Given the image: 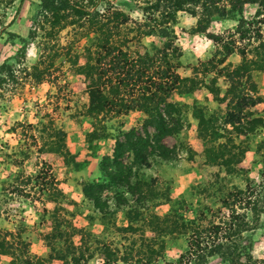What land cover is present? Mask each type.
Instances as JSON below:
<instances>
[{
  "label": "rangeland",
  "instance_id": "rangeland-1",
  "mask_svg": "<svg viewBox=\"0 0 264 264\" xmlns=\"http://www.w3.org/2000/svg\"><path fill=\"white\" fill-rule=\"evenodd\" d=\"M107 1L128 16L130 28L141 22L137 6L143 0ZM38 4L0 0V264H74L73 256L81 258L77 264H264V213L256 218L238 206L222 207L224 200L232 202L227 198L233 190L262 181L264 70L254 63L246 74L234 71L240 63L236 54L213 64L219 56L211 38L227 36L235 23L212 21L205 32L192 33L198 15H176L181 56L175 73L194 84L182 83L167 98L180 130L160 143L162 153L156 148L145 165L131 168L128 192L109 186L99 164L111 156L119 132L140 131L142 116L130 112L122 124L92 120L85 112L84 77L75 72L84 61L72 67L62 55L69 48L80 54L93 35L72 25L43 41L39 32L33 39ZM253 12L246 7L242 16L251 20ZM140 42L139 51L160 44L154 37ZM33 67L41 73L39 81L31 76ZM52 182L57 193L51 200ZM87 184L106 188L101 209L83 196ZM233 208L245 214V227L235 248L224 247L239 256L228 257L226 248L189 256L188 231L171 224L183 219L200 228H224L218 222L228 223ZM148 245L151 253H145ZM103 247L116 252L109 262L97 252Z\"/></svg>",
  "mask_w": 264,
  "mask_h": 264
},
{
  "label": "trees",
  "instance_id": "trees-1",
  "mask_svg": "<svg viewBox=\"0 0 264 264\" xmlns=\"http://www.w3.org/2000/svg\"><path fill=\"white\" fill-rule=\"evenodd\" d=\"M139 3L141 6L137 7L142 20L137 27L130 28L128 23L132 22L128 16L107 0H39L37 19L31 32L33 39L39 32V38L43 41L45 38L56 36L67 26L76 25L80 29L84 27L86 35H93L90 37V44L87 43L80 54L69 48L62 57L66 62H71L72 67L78 64L80 58L83 59V66L75 72L84 77L88 97L85 112L92 116L95 123L121 120L122 124L130 112H138L142 116L140 131L130 128L119 132L118 137L114 138L111 156L102 157L99 164V171L109 186L123 187L128 192L133 188L129 184L131 168L145 165L150 157L155 156L156 148L158 153H162L160 143L180 130L176 108L167 98L175 93L182 83H187V88L194 84L193 78H180L175 73L180 67L178 61L181 56V50L175 44L174 33L176 15L179 12L198 15L192 33L205 32L212 21L217 23L230 20L235 23V26L226 32L227 36L214 35L211 38L216 49L215 56H219L213 64L221 65L227 57L236 54L240 63L233 68L234 71L246 74L249 64L254 63L264 70V0H143ZM250 6L254 12L252 19L246 20L242 15L244 9ZM119 36L120 40L116 42L115 39ZM148 37L157 38L160 44L154 45L151 42L148 47L139 51L137 46L141 39ZM56 57L58 54L53 58ZM40 63L44 64L42 60ZM35 71L36 68L33 67L34 73L30 75L39 81L41 73ZM239 73L232 79L238 78ZM257 100L260 101L259 98ZM147 128H151L153 132L148 134ZM158 155L159 158L165 159L161 154ZM259 159V176L262 181L257 185L248 183L244 190H233L227 198L232 202L224 200L222 207L238 206L256 218L258 214L264 213V151L259 155ZM28 181L30 182V179L25 177L23 182ZM54 183L52 182L50 188L53 192L49 194L51 200L57 193ZM104 189L106 188L100 184H87L82 193L94 207L101 209L100 195ZM240 216L242 220L237 222ZM244 216V213L236 214L233 208L230 210L228 223L218 222L224 228L220 225L200 228L198 224H193L194 220L184 222L183 219L171 226L176 225V229L188 231V255L202 258L219 254L222 248H226L225 243L235 248L239 231L245 227V222H242ZM217 219L221 221V218ZM219 233L222 235L217 237ZM228 248L224 252L228 257L239 256L238 252H230ZM97 252L105 262L111 261L116 253H112L107 247L97 249ZM146 252H152L150 245L147 246ZM73 257L74 264L81 260L79 257Z\"/></svg>",
  "mask_w": 264,
  "mask_h": 264
}]
</instances>
